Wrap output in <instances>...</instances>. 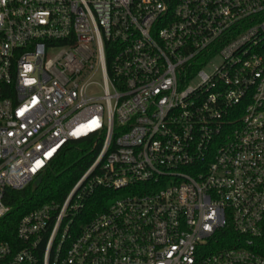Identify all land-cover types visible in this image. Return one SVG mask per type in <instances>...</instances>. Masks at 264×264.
<instances>
[{
  "label": "built area",
  "instance_id": "2783aa9c",
  "mask_svg": "<svg viewBox=\"0 0 264 264\" xmlns=\"http://www.w3.org/2000/svg\"><path fill=\"white\" fill-rule=\"evenodd\" d=\"M87 137L0 264H264V0H0V218Z\"/></svg>",
  "mask_w": 264,
  "mask_h": 264
},
{
  "label": "trees",
  "instance_id": "16d2710c",
  "mask_svg": "<svg viewBox=\"0 0 264 264\" xmlns=\"http://www.w3.org/2000/svg\"><path fill=\"white\" fill-rule=\"evenodd\" d=\"M94 137L71 141L46 171L22 190H7L6 203L10 212L0 218V239L15 240V226L26 212L50 202L61 203L73 185L91 165L99 149ZM111 192L99 188L87 198L83 209L85 216L106 207ZM83 215V216H84Z\"/></svg>",
  "mask_w": 264,
  "mask_h": 264
},
{
  "label": "rangeland",
  "instance_id": "374dc122",
  "mask_svg": "<svg viewBox=\"0 0 264 264\" xmlns=\"http://www.w3.org/2000/svg\"><path fill=\"white\" fill-rule=\"evenodd\" d=\"M116 198V197H115ZM114 198H112V199H110V200H108V203H110L112 200H113Z\"/></svg>",
  "mask_w": 264,
  "mask_h": 264
}]
</instances>
